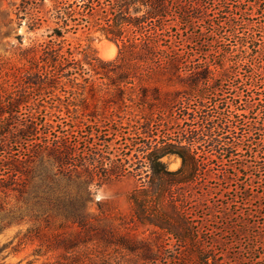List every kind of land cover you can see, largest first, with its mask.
Returning a JSON list of instances; mask_svg holds the SVG:
<instances>
[{
	"label": "trees",
	"instance_id": "obj_1",
	"mask_svg": "<svg viewBox=\"0 0 264 264\" xmlns=\"http://www.w3.org/2000/svg\"><path fill=\"white\" fill-rule=\"evenodd\" d=\"M23 2L32 27H49L0 85V234L33 221L19 245L38 239L65 251L42 264H226L229 245L249 238L253 225L229 203L213 223L209 201L241 150L264 168V61L252 56L263 48L240 30L248 9L264 13V0H50L44 16L37 13L46 0ZM79 32L115 41L117 56L100 58L91 42L73 45L68 35ZM58 107L71 118L54 117ZM169 156L181 166L171 170ZM126 175L137 181L121 223L131 225L92 224V188ZM56 216L79 230L42 231L41 221L48 227ZM136 223L149 227L148 237L138 238ZM261 237L249 243L250 261L234 260L253 264ZM13 241L0 245V259Z\"/></svg>",
	"mask_w": 264,
	"mask_h": 264
},
{
	"label": "rangeland",
	"instance_id": "obj_2",
	"mask_svg": "<svg viewBox=\"0 0 264 264\" xmlns=\"http://www.w3.org/2000/svg\"><path fill=\"white\" fill-rule=\"evenodd\" d=\"M50 5V0H46V5L41 7L40 12L37 14L39 16L46 15V10ZM248 13L250 21L248 24L242 25L240 30L254 34L255 41L263 49L261 52H253L252 56L258 61H264V13L257 12L254 8L248 9ZM31 17L32 11L26 4L24 5L23 0H0V85L4 84L6 86L9 84L12 78L11 73L21 65L19 58L22 51L47 39L48 23L43 22L41 25L32 27ZM221 21L222 19L219 16L214 18V21H210V23L217 25ZM199 25H202L205 31L208 30V24L201 23ZM68 40L73 45L91 42L98 56L105 60L113 59L118 54V44L98 32L94 34L79 32L75 37L68 35ZM108 45L115 49L113 55L108 57L109 59L102 55L103 49L105 46L109 47ZM80 58L84 60L85 57L80 55ZM258 61L256 62L258 63ZM47 105H50V103H47ZM47 109L50 110V107ZM51 113L55 114L54 117L71 118L69 111L65 107L54 108ZM241 153H243V156L240 157L241 160L233 163V166H228L232 173L231 178L228 181L227 179L216 178L212 183L214 192L210 197L209 203L214 205L215 212L209 214V217L211 216L210 219L213 223L220 221L222 219V208L229 203L233 212L241 213L244 220L253 225V228L250 229L251 236L249 238L242 236L239 242L235 241L229 245L228 253L230 257L226 258V264H238L234 260V256L238 254L243 257V262L250 261L253 255L248 251V246L258 233L262 235L260 238L262 245H260V241L255 243L259 247L253 264H264V168L260 166L261 159L259 157L252 156L251 153L245 150H241ZM165 161L171 170L181 166V159L177 156L166 157ZM218 171L220 170L217 169L215 172L218 173ZM136 185V179L126 175L121 178L110 179L100 186L92 188L94 191L93 201L87 203L86 207V213L91 223L103 227H115L119 231L126 230L125 227L131 224L123 226L121 223H123V219L128 221L132 212V203L128 196ZM243 196L247 197V199H243ZM99 204H101V207ZM206 212L209 213L208 209ZM240 222V220H237V223ZM33 224V221H25L19 225L12 226L0 234V245L14 239L13 244L4 252V255L9 254L4 259H0V264H29L30 261H34L33 264H42L43 262L54 261L62 257V254L65 253L63 248L49 250L38 239L26 241L19 245L23 240L26 229ZM41 226L43 228L42 231L48 233V235L59 233L65 237L74 235L79 230V227L65 221L60 216L52 217L48 227H45V221H41ZM132 227L136 229L135 231H138V238L148 237L150 234L148 226L136 223V226L133 225ZM19 231L21 232L19 233ZM171 242L175 244L174 239ZM13 246H16L19 251H13ZM86 248L88 247L82 246L80 249L84 250ZM175 248L179 249V245L176 244ZM38 250L43 253L39 258L36 255ZM107 252L111 254L112 259L122 260L113 247H109ZM93 253L99 254V251H93L91 254Z\"/></svg>",
	"mask_w": 264,
	"mask_h": 264
},
{
	"label": "bare ground",
	"instance_id": "obj_3",
	"mask_svg": "<svg viewBox=\"0 0 264 264\" xmlns=\"http://www.w3.org/2000/svg\"><path fill=\"white\" fill-rule=\"evenodd\" d=\"M111 45V44H110ZM110 45H108L109 47H106L103 49L102 51V55H104L105 57H111L115 51V49L113 47H110ZM106 58V59H107ZM109 59V58H108Z\"/></svg>",
	"mask_w": 264,
	"mask_h": 264
}]
</instances>
